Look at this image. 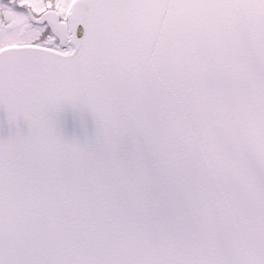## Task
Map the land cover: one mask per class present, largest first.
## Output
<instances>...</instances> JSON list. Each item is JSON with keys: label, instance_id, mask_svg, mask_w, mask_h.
Listing matches in <instances>:
<instances>
[{"label": "snow or ice", "instance_id": "1", "mask_svg": "<svg viewBox=\"0 0 264 264\" xmlns=\"http://www.w3.org/2000/svg\"><path fill=\"white\" fill-rule=\"evenodd\" d=\"M0 264H264V0H0Z\"/></svg>", "mask_w": 264, "mask_h": 264}]
</instances>
